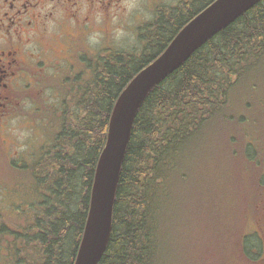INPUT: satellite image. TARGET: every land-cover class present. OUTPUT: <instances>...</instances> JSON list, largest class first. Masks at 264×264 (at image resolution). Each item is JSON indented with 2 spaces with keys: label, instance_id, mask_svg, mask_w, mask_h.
<instances>
[{
  "label": "trees",
  "instance_id": "16d2710c",
  "mask_svg": "<svg viewBox=\"0 0 264 264\" xmlns=\"http://www.w3.org/2000/svg\"><path fill=\"white\" fill-rule=\"evenodd\" d=\"M211 1L185 0L163 8L140 33L139 54L114 51L104 56L85 89L71 97L68 112L57 116L61 125L53 159L39 163L38 179L44 183L35 195L38 202L22 213L20 226L0 222L5 264H73L94 169L118 94ZM263 54L264 0H260L147 93L134 118L111 234L97 264H159L162 188L170 163L209 129L214 118L230 122L233 114L225 113L231 106L230 90ZM237 227L235 223L233 229ZM254 236H247L248 251Z\"/></svg>",
  "mask_w": 264,
  "mask_h": 264
},
{
  "label": "flooded vegetation",
  "instance_id": "af4514ba",
  "mask_svg": "<svg viewBox=\"0 0 264 264\" xmlns=\"http://www.w3.org/2000/svg\"><path fill=\"white\" fill-rule=\"evenodd\" d=\"M122 1L0 0V164L29 176L28 183L18 177L26 185L19 194L36 195L44 183L38 179L39 163L53 159L61 125L57 116L68 112V101L85 89L103 62L101 24L114 17ZM98 32L100 38L92 42ZM252 108L250 100L242 99L237 119L239 156L245 184L255 185L263 195L264 106ZM7 187L0 177V189L6 192ZM18 193H10L11 208L19 209ZM24 200L23 208L38 202ZM253 224L259 246L250 250H257L254 263L263 264L264 203ZM240 255L247 259L248 252Z\"/></svg>",
  "mask_w": 264,
  "mask_h": 264
},
{
  "label": "rangeland",
  "instance_id": "374dc122",
  "mask_svg": "<svg viewBox=\"0 0 264 264\" xmlns=\"http://www.w3.org/2000/svg\"><path fill=\"white\" fill-rule=\"evenodd\" d=\"M147 1L123 0L114 10V17L110 15L103 19V46L110 44L109 47H113L115 52L139 54L143 46L138 34L144 24L151 20L157 7L164 8L180 2ZM99 34H94L91 41L99 39ZM106 54L110 56V53ZM229 97L231 106L225 113L235 115L232 121L237 119L238 108L244 98L250 100L252 109L264 106V54L254 61L246 78L234 84ZM233 126L237 125L214 118L209 129L194 143L182 148L170 163L171 169L162 188L159 264H247L239 256L243 250L240 241L243 235L254 230L251 220L254 210L255 217L258 214L255 205L259 203L260 208L264 203V194H260L255 185L251 187L239 180L240 171L242 174L245 172L244 167L240 169L239 156L234 161L228 156L229 151L239 148L238 142L231 138ZM27 133L25 129L22 131L23 136ZM228 133L232 144L229 143ZM18 151L23 152L24 148ZM35 154L38 155L37 151ZM9 165L0 164V177L8 185L6 192L0 189V209L4 210L0 219L6 224L14 221L20 226L24 222L22 213H27L29 208H23L24 195L18 192L22 187L24 190L26 185L18 177L24 179V183L30 178L19 171H12ZM239 187H242L243 195L239 193ZM10 193H18L20 203L15 205L19 211L9 206ZM235 223L238 227L233 229ZM2 250L5 255V250L0 249V264H5ZM255 257L256 254H253L252 258ZM248 264L255 263L252 260Z\"/></svg>",
  "mask_w": 264,
  "mask_h": 264
},
{
  "label": "water",
  "instance_id": "95a60500",
  "mask_svg": "<svg viewBox=\"0 0 264 264\" xmlns=\"http://www.w3.org/2000/svg\"><path fill=\"white\" fill-rule=\"evenodd\" d=\"M260 0H213L192 17L164 50L118 94L107 124L90 190L89 206L73 264H97L112 229L120 170L138 108L147 93L182 64L201 44Z\"/></svg>",
  "mask_w": 264,
  "mask_h": 264
}]
</instances>
